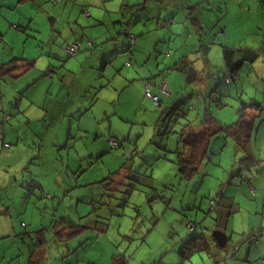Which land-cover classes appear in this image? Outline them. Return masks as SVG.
<instances>
[{"label":"rangeland","instance_id":"obj_1","mask_svg":"<svg viewBox=\"0 0 264 264\" xmlns=\"http://www.w3.org/2000/svg\"><path fill=\"white\" fill-rule=\"evenodd\" d=\"M39 1L0 0V47L13 49L12 57H38L47 45L50 48L65 43L66 38L57 32V18L49 15L47 3L45 10L39 8ZM216 4L207 6L204 27L208 37L213 29H223L224 34L212 45L215 52L210 54L211 64L207 70L203 68L200 76L203 84L192 82L194 78L186 77L184 70L172 71V66H167L148 82L153 95L154 81L162 77L176 87L173 98L169 96L171 89L167 94L155 95L161 106L145 97L144 88L140 93L132 89L133 103L127 102L130 107L125 109L126 135L131 134L132 146L125 142V146L113 148L95 127L93 138L102 143H94L93 158H83L76 168L72 161L70 167L74 170L68 175L59 171L64 184L56 197L61 206H52V202L50 206H0V226L10 222L14 229L12 239H4L3 248L6 246L16 256L40 242L50 255V260H45L47 264H112L116 255L124 256L128 264H264V108L260 115L251 116L255 130L251 141L254 163L250 166L241 168L246 153L232 137L220 134L214 137L209 153L194 174L182 173L177 163L178 135L189 122L197 126L212 116L230 125L238 121L241 100L255 99L264 104V0H219ZM213 39L214 36L208 44ZM225 48L240 51L237 58L248 51L256 53L258 59L241 61L239 77L228 81ZM162 57L171 61L165 53L158 58ZM155 63L156 57L147 66H139V70L156 69ZM151 78L141 81L142 85ZM198 97L206 100L200 116ZM133 104H140V111ZM178 105L181 113L158 127L160 115ZM59 127L56 125L52 133ZM166 130L170 132L167 135ZM68 139L55 148L53 140L46 138L43 163L31 166L33 172L40 166L48 188L55 187L49 175L63 166L54 161L52 149L74 153L79 149L72 140L67 145ZM128 174L135 177L134 181L128 179ZM39 184L42 188L43 183ZM81 192L86 198L83 203L69 206L70 201H78ZM222 197L221 206H233L224 228L217 222L218 213H214L217 205L211 207V201ZM70 226L81 231L72 236L66 229ZM220 230L227 236L224 248L214 239V233ZM200 234L206 237L209 249L196 251L184 260L180 255L182 247L191 236ZM4 261L3 264H12L9 253Z\"/></svg>","mask_w":264,"mask_h":264},{"label":"crops","instance_id":"obj_2","mask_svg":"<svg viewBox=\"0 0 264 264\" xmlns=\"http://www.w3.org/2000/svg\"><path fill=\"white\" fill-rule=\"evenodd\" d=\"M84 1H39V8L45 10L47 3L49 15L57 18L55 21L60 23L57 32L66 38L65 43L50 48L47 45L38 57L27 58L12 57L13 49L0 47V66L15 59L21 60L17 62L12 77L6 75L1 83L0 206H50V202L52 206H61L56 197L62 192L64 184L59 171H65L68 175L74 170L70 167L72 161L76 168L83 158H93L94 143H102L94 140L93 129L100 128L103 132L101 136H105L108 143L110 138L117 142L122 140L119 148L125 146V142L131 143V134L126 135L128 119L125 109L130 107L126 105L127 102L129 105L133 103L132 89L142 92L154 74L167 66H172V71L184 70L186 77L194 78L192 82L203 84L200 76L204 74L203 68L207 70L211 64L210 54L215 52L212 45L224 34L223 29L218 32L213 29L210 33L212 37H208L209 32L204 27L207 6L215 5L219 0ZM129 35L135 36L134 43ZM213 36V43L208 44ZM75 43H78L80 50L74 59L69 60L66 48ZM163 53L170 58V62L163 57L158 58ZM154 57L156 69L139 70V66H147ZM228 72L229 78L226 80L230 81L232 75L231 71ZM235 74L239 77L238 73ZM149 76L152 78L142 85L141 81ZM164 83L167 91L171 89L169 96L173 98L176 87L166 77L154 81L153 93L163 94L161 86ZM203 103L206 105V100L198 97L199 116ZM133 105L136 107V104ZM139 106L136 108L140 111ZM254 114L260 115L255 109L247 110L248 117L254 119L251 117ZM161 120L160 115L158 127ZM56 125L60 127L56 133H52ZM204 126L203 122L197 126L190 124L186 135L188 140L180 149L186 157L191 154L197 157L198 165L203 162L211 142L218 135L198 140L196 135L204 130ZM67 137V145L72 140L79 149L77 153L52 149L54 161L63 166L49 175L52 179H48L55 181V187L48 188L46 175L39 172L40 166L34 172L31 166L43 163L46 138L53 140V147L58 148ZM5 144L12 147L7 149ZM128 145L132 146V143ZM39 183H43L42 188ZM83 195L81 192L78 201H70L69 206H80L86 199ZM80 196L83 197L79 199ZM0 227L4 228L0 230V264L5 262L8 253L12 264H15V260L17 264H41L50 260L44 246L40 247L42 243L39 245L37 242L15 256L6 246L3 248L4 239L14 236L13 225L7 222ZM9 227L12 229L8 231ZM23 239L27 240L28 237Z\"/></svg>","mask_w":264,"mask_h":264},{"label":"trees","instance_id":"obj_3","mask_svg":"<svg viewBox=\"0 0 264 264\" xmlns=\"http://www.w3.org/2000/svg\"><path fill=\"white\" fill-rule=\"evenodd\" d=\"M134 42L135 41H133V43ZM79 50H80V48H79ZM77 54H78V52H77ZM76 55H74V56H76ZM239 55H240V51H237L236 49H229V48L224 49V58L227 61L226 62L227 63V70L231 71V75H232L231 78L232 79H234L237 76V74H235V73H237L238 68L241 66V61L249 60L250 62H254L255 60L258 59V55L254 52L245 51L243 56H241L240 58H237ZM69 56H71V55H69ZM74 56H71V57H74ZM18 61H21V60L15 59L7 65L0 66V94H1L2 80L5 78L6 75L12 77V73L16 69L15 67H16V64ZM30 65H32V64H30ZM6 69H8L7 70L8 72L4 71ZM180 106L181 105L173 107L172 111H170V113H168V114L166 113V111H164L162 114L161 122H163L166 125L168 119H172V117H173L172 120H174L175 116H177V114H178L177 112L181 113V107ZM263 108H264V104L260 103L259 101L255 100V99H252L250 101L241 100L240 108L238 109V121L237 122L230 124V125H224V124H221L220 122H218L214 117L207 116L206 119L203 121V123L205 124L204 130L199 132V134H197L196 136H197L198 140H200V141H203L207 138H210V136H212V135H216V134H220V133H223L224 135H226L228 137L229 136L232 137L237 142L238 146L241 149H243L247 155V157H244V159L241 160V164H240L241 168H242V166L243 167L250 166L252 163H254V160L252 158L251 139L253 137V133L255 130V120L252 118L249 119V117L247 116V110L248 109H255L256 111L261 113ZM190 124L191 123L189 122L185 126L186 128L184 130H182L180 132V134L178 135L179 136V140L177 141L178 148L176 150V153L178 155V162L177 163L180 167V171L182 173H185L188 175L194 174V171L198 169L197 157L195 158L193 156V154L186 157V155L184 153H182L180 150V146L188 140L186 135H187V129H188ZM168 130H166L167 131L165 133L166 135L170 133ZM172 133H173V131H172ZM159 136H161V134ZM119 145H120V143H119ZM237 174H240V172ZM111 178L107 179L108 181H110V183H112ZM130 178L134 181L135 177L132 176L131 174L130 175L128 174V179H130ZM107 180H105V181H107ZM110 185H112V184H109V186ZM222 200H223V197L218 199L217 201H211V202H213V206L217 205V206H215L214 213L215 212L218 213L217 222H219V226L221 228L222 227L224 228L227 226L229 218L233 213V210H232L233 206H228V207L227 206H221ZM66 229L70 230V232H71L70 234L72 236L77 234L79 231H81V229L79 227H72V226L67 227ZM260 234H261V231H259V235ZM37 239H39V238H37ZM38 243H39V245H41L40 242H38ZM208 249H209V245L206 241V237L203 234L202 235L201 234L195 235V236H191V238H189L186 241V243L184 244V246L182 247V249L180 251V255L183 257L184 260H186L196 251L208 250ZM112 264H128V262L124 256L116 255L113 257Z\"/></svg>","mask_w":264,"mask_h":264},{"label":"built area","instance_id":"obj_4","mask_svg":"<svg viewBox=\"0 0 264 264\" xmlns=\"http://www.w3.org/2000/svg\"><path fill=\"white\" fill-rule=\"evenodd\" d=\"M129 37H130L132 40L135 39V36H134V35H129ZM79 48H80V46H79L77 43H75V44H73V45H71V46H68V47L66 48V50H67V53H68L69 55L74 56V55L77 54ZM166 86H167L166 83H164V84L161 86V93H163V94H167ZM145 97L148 98V99H150V100H152V101L155 103V105H157V106H161V101H160L159 96H155V95L152 94L151 86H150L149 84H147V85L145 86ZM109 143L111 144V146H112L113 148H116V147H118V145H119V143H118L114 138H110V139H109ZM11 147H12L11 145H9V144H5V148L9 149V148H11ZM211 207H214V206H213V202H211ZM193 228H194V227H192L191 229H193Z\"/></svg>","mask_w":264,"mask_h":264},{"label":"water","instance_id":"obj_5","mask_svg":"<svg viewBox=\"0 0 264 264\" xmlns=\"http://www.w3.org/2000/svg\"><path fill=\"white\" fill-rule=\"evenodd\" d=\"M214 239L216 240L218 246H220L221 248H224L226 246L227 236L223 232L216 231L214 233Z\"/></svg>","mask_w":264,"mask_h":264}]
</instances>
